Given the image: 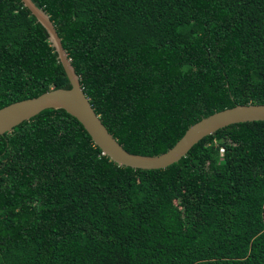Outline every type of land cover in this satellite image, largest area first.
I'll return each mask as SVG.
<instances>
[{
	"label": "trees",
	"instance_id": "1",
	"mask_svg": "<svg viewBox=\"0 0 264 264\" xmlns=\"http://www.w3.org/2000/svg\"><path fill=\"white\" fill-rule=\"evenodd\" d=\"M32 1L131 153L264 104V0ZM69 87L45 28L0 0V108ZM0 264H264V121L145 170L110 160L65 110H42L0 135Z\"/></svg>",
	"mask_w": 264,
	"mask_h": 264
},
{
	"label": "water",
	"instance_id": "2",
	"mask_svg": "<svg viewBox=\"0 0 264 264\" xmlns=\"http://www.w3.org/2000/svg\"><path fill=\"white\" fill-rule=\"evenodd\" d=\"M47 31L48 41L57 53L69 88H51L38 96L25 98L0 108V135L10 131L45 109H63L77 119L103 154L119 166L134 169H163L184 157L203 137L231 124L264 121V104H236L216 111L191 124L173 146L157 155H141L125 150L107 130L85 95L65 49L48 14L32 0H21Z\"/></svg>",
	"mask_w": 264,
	"mask_h": 264
},
{
	"label": "built area",
	"instance_id": "3",
	"mask_svg": "<svg viewBox=\"0 0 264 264\" xmlns=\"http://www.w3.org/2000/svg\"><path fill=\"white\" fill-rule=\"evenodd\" d=\"M220 155H222L223 154V148H220Z\"/></svg>",
	"mask_w": 264,
	"mask_h": 264
}]
</instances>
